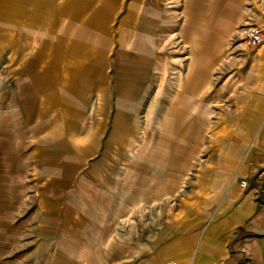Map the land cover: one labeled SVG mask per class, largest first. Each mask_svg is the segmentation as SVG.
<instances>
[{"label":"crops","instance_id":"0c3cea01","mask_svg":"<svg viewBox=\"0 0 264 264\" xmlns=\"http://www.w3.org/2000/svg\"><path fill=\"white\" fill-rule=\"evenodd\" d=\"M156 7L142 43L87 53L77 15L62 54L0 44V264H264V0Z\"/></svg>","mask_w":264,"mask_h":264},{"label":"rangeland","instance_id":"374dc122","mask_svg":"<svg viewBox=\"0 0 264 264\" xmlns=\"http://www.w3.org/2000/svg\"><path fill=\"white\" fill-rule=\"evenodd\" d=\"M51 1L52 0H20L21 11L6 15L5 20L0 23V44H5L6 47L1 54L6 57V60L10 56V53L14 52V49L8 46H12L15 40L20 41L21 45L24 46V56H30V48L32 49V53L40 51L41 54H45L46 57L52 54H62L63 47L73 49V36L78 34L76 33L78 16L82 18V23L90 25L91 27L94 25L104 27L102 33H94L87 29L86 32L79 34L81 35V39H83V37L85 39L83 47L81 46L80 48H86L88 51L87 53L90 54H93L90 50L97 48L99 40L107 45H110L111 42L112 46L115 45V41L116 44L125 43V41L128 43H131V41L143 42L144 38L142 39V37L145 36V33L140 30L133 31L135 28L130 27L129 24L141 23L143 17H145L143 13L148 15L152 8L157 9V5H161L162 9L178 10L179 16H177V18L179 17L178 19L185 23V17L181 14L183 0H80L85 10L79 13H75L73 9L70 10V17L74 18L69 21L70 26L66 29L67 31L64 32L63 36V33L58 30V26L63 22L67 23V21H63V9L60 8L56 10V8L62 4V6L68 10L70 7L69 0H53L54 8L50 6ZM84 2H86L87 6ZM93 5L95 7H93ZM104 6H106V8L111 7L110 10H112V12L103 9ZM49 10H53L54 17L49 16ZM100 10H102V13H99ZM15 17L17 19L13 21ZM104 19H107V22H105ZM52 27L54 32L48 31L52 29ZM112 27L113 37L111 38L109 31ZM108 48L109 47H104L103 52H106L105 56L111 57V52L107 54L109 51ZM127 48L130 49V47ZM112 50L114 57L117 55L118 51L125 49L120 46L119 48H112ZM148 50L150 58L157 56L158 48L152 42ZM42 60L45 62L47 58ZM90 115H92V113L86 112L87 125L89 119H91ZM252 150L255 151V148Z\"/></svg>","mask_w":264,"mask_h":264},{"label":"built area","instance_id":"2783aa9c","mask_svg":"<svg viewBox=\"0 0 264 264\" xmlns=\"http://www.w3.org/2000/svg\"><path fill=\"white\" fill-rule=\"evenodd\" d=\"M264 42V30L255 25H247L241 31V43L247 49H254ZM262 157H264V149H262ZM245 186L246 182L243 180L240 183Z\"/></svg>","mask_w":264,"mask_h":264}]
</instances>
